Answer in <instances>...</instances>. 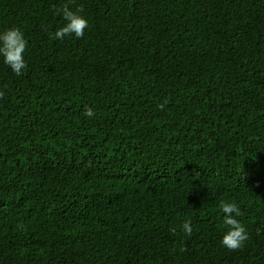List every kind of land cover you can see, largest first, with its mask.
I'll return each instance as SVG.
<instances>
[{
  "label": "trees",
  "instance_id": "16d2710c",
  "mask_svg": "<svg viewBox=\"0 0 264 264\" xmlns=\"http://www.w3.org/2000/svg\"><path fill=\"white\" fill-rule=\"evenodd\" d=\"M65 6L84 37L50 38ZM9 27L0 264H264V0H0Z\"/></svg>",
  "mask_w": 264,
  "mask_h": 264
},
{
  "label": "clouds",
  "instance_id": "9594fccd",
  "mask_svg": "<svg viewBox=\"0 0 264 264\" xmlns=\"http://www.w3.org/2000/svg\"><path fill=\"white\" fill-rule=\"evenodd\" d=\"M82 9L71 10L67 6L57 10L62 15L64 23L54 34H50L51 39L64 40L72 37L80 39L84 37L89 26L88 19L82 15ZM27 40L24 32L19 27H9L0 30V57L16 76H21L27 67L25 53L27 50ZM85 115L93 117L94 111L89 108ZM223 214V224L226 226L221 238V244L230 251L242 248L249 239L248 232L241 222V207L238 203L224 201L221 204ZM182 230L188 236L192 235L193 228L190 220H186L182 225Z\"/></svg>",
  "mask_w": 264,
  "mask_h": 264
}]
</instances>
